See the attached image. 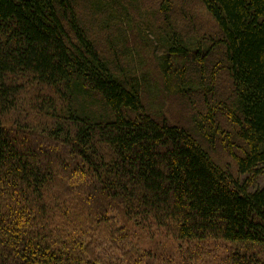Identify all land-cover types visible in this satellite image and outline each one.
I'll return each mask as SVG.
<instances>
[{
	"label": "trees",
	"instance_id": "obj_1",
	"mask_svg": "<svg viewBox=\"0 0 264 264\" xmlns=\"http://www.w3.org/2000/svg\"><path fill=\"white\" fill-rule=\"evenodd\" d=\"M263 174L264 0H0V264H264Z\"/></svg>",
	"mask_w": 264,
	"mask_h": 264
},
{
	"label": "rangeland",
	"instance_id": "obj_2",
	"mask_svg": "<svg viewBox=\"0 0 264 264\" xmlns=\"http://www.w3.org/2000/svg\"><path fill=\"white\" fill-rule=\"evenodd\" d=\"M200 13L204 14L201 10H200ZM155 52H156L155 49L154 50L153 49L144 50L143 54L139 55L138 56L139 58L135 59L136 63L140 62L144 65V67H146V68L148 67V69L151 70L150 76H153V77L158 72L157 68H156V70L154 69V63H155V57L154 56L156 55ZM158 54H160V53H158ZM135 57L136 56H134V58ZM140 59L143 62H141ZM163 98L164 99L166 98V105H167L166 115L169 116V118L172 120V122L177 123L178 122L177 119H178L181 121L179 123H185V121H184L185 114H183L184 113V107L181 106V104L177 101V99H174L172 96L166 97V96L159 95V94H155L153 97V99H156L160 104H162L161 101L163 100ZM256 187H259V188L264 187V174L262 176H260L259 178L254 179L253 184L250 186V189L256 188ZM172 246H173V244H172ZM171 249H172V247H171ZM208 251H212V249H208ZM222 251L223 250L221 249L220 251H218L217 253H214V254H212V253L206 254L205 253L199 259H195L193 261H185V263H184V261H183L184 258L183 257L178 258L180 256L175 254V253H178L177 250L171 251V252H169V250H168L167 253L163 252L164 255H162V256L164 258V263L160 262V264H193L192 262H195V264H218L220 259L225 256ZM222 255H224V256H222Z\"/></svg>",
	"mask_w": 264,
	"mask_h": 264
}]
</instances>
